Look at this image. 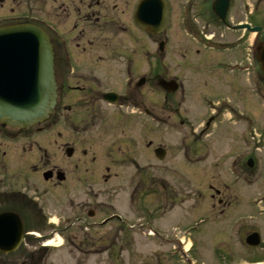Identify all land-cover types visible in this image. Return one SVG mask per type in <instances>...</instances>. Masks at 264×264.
<instances>
[{"label": "flooded vegetation", "instance_id": "flooded-vegetation-1", "mask_svg": "<svg viewBox=\"0 0 264 264\" xmlns=\"http://www.w3.org/2000/svg\"><path fill=\"white\" fill-rule=\"evenodd\" d=\"M154 6L168 16L158 34L139 26ZM26 25L40 29L51 44L57 104L49 130L44 124L30 128L35 132L0 124V216L15 214L24 229H37L49 211L44 201L49 196L57 203L63 193L77 225L92 221L88 234L89 229L116 221L115 234H130L133 251L135 239L143 234L150 245L173 246L170 260L158 253V263L128 264H234L244 254L241 248L246 255L264 253V212L249 214V202L236 182L216 181L210 186L213 209L210 216L203 215L201 225L214 226L215 238L207 250L201 245L206 237L198 238L190 230L200 217L187 219L180 213L171 225L159 223L185 200L179 186L153 176V123L158 119L154 85L164 94L163 112L169 116L172 97L183 90L178 76L186 68L200 75L196 96L214 111L207 118L203 114L199 138L223 123L235 99L243 105L249 102L251 73L257 90H264L257 60L264 45V0H0V28ZM175 35L178 46L172 51ZM170 54L176 55V64ZM175 70L178 76L171 79ZM173 80L179 84L177 91L160 88L161 82ZM175 111L179 113L178 108ZM63 126L65 133L59 131ZM229 152L221 161L232 159ZM250 158L243 156L230 166L248 165ZM219 166L220 162L213 165ZM119 171L146 176L132 185L129 213L137 216L134 223H127L126 216L114 218L113 204L100 200L117 193L104 187L120 176ZM253 234L261 239L257 248L247 246ZM202 252H211V260ZM0 264L42 263H8L0 258Z\"/></svg>", "mask_w": 264, "mask_h": 264}, {"label": "rangeland", "instance_id": "rangeland-1", "mask_svg": "<svg viewBox=\"0 0 264 264\" xmlns=\"http://www.w3.org/2000/svg\"><path fill=\"white\" fill-rule=\"evenodd\" d=\"M176 37L170 42L172 51H175L178 46V37ZM170 55L169 58H174L176 64V55ZM190 69L192 71L186 68L185 73L181 76H178L175 70V75L170 76L171 79H176L177 76L180 78L183 90L172 97L173 99L169 104L171 111L169 116L163 112L164 94L154 85L153 104L155 116L158 118L153 123L154 147L163 146L167 150V155L164 161H159L155 155L153 156V176L156 180H166L171 184V187L178 188L179 186L181 192L184 193L185 200L182 206L175 208L170 215L164 218V222H159L161 225L165 224V227L171 225V220H175L177 214L180 213L184 214L187 219L200 214L210 216L209 213L212 212L213 208L209 202L211 191H209L208 186L213 178L222 180L221 182L226 180L236 182V185L240 187V192L246 196V201L248 198L253 201L264 195V90L261 92L257 90L254 85L256 84L254 75L251 73L249 88L246 91V95L249 96L248 104L243 105L235 99L233 103L236 106L235 114H231L230 110L225 113L224 120L229 121L231 119L233 121L227 124L229 133L225 135L224 131H221L224 129L219 124L212 129V133L208 137L195 139L194 133L199 129V123L205 120L203 114L206 113L207 118L214 109L209 103L203 105L196 96L197 83L195 81L199 79L200 75L192 68ZM162 77L166 78L165 76ZM177 108L179 113L175 111ZM233 115L234 118L232 119ZM241 115L242 118L239 120ZM245 118L251 124L249 128L243 123L245 121L242 119ZM51 124L52 121H48L42 127L49 130ZM35 130L30 129L29 131L35 132ZM51 130L53 129L51 128ZM61 130L64 133L66 131L64 126L59 129V131ZM196 142L207 146V150H203L199 156H195L193 153ZM190 148L193 155H188ZM232 149V154H234L232 159L227 158L226 162L221 161L225 154ZM247 155L256 161L253 169H249L244 162L237 166H230V164L238 162ZM218 162H220V166L217 169H212L213 165ZM117 173L120 176L104 187V190L117 189V193L111 197L105 195V198L100 200L110 201L109 203L113 204L115 210H112L110 214L116 213L123 217L126 216L127 223H134L137 216L129 213L131 212L132 185L141 178L145 179V173H142L143 175L141 173L138 175L133 171H119ZM236 174L239 175V178ZM60 194L58 197H62L57 203H55L54 197L50 201L49 196L44 201L48 205L49 211L46 215L44 214L45 219L40 221V227L34 230V233L43 238L27 237L19 251L7 256L0 254L1 259L8 263H30L32 261V263L42 264L158 263L155 256L162 253L165 260H170L167 256L173 251V246L170 245L163 249L156 242L150 245V242L146 240V234L137 236L135 239L136 247L133 251L130 234L124 233L119 236L115 234V227L118 225L116 221L101 229H89L88 234L86 229L92 227V221L82 222L81 226L77 225L69 211L65 194ZM156 201L158 199L154 200L155 205L158 203ZM255 208L256 210L251 211L253 215L257 212H263L261 208H264V203H260ZM102 218L103 216L99 217L98 220L100 221ZM204 218L200 217L199 223L190 230H194L193 233L198 238L201 235L205 236L204 243L201 245H205V248L210 250V244L215 238V227L207 223L201 225ZM45 220L47 225H44ZM50 221L54 222V226L49 225ZM50 241L53 244L47 248L48 252L44 257L40 249L44 248V245ZM189 247L191 246L187 244L186 249ZM214 247L215 250L218 249V246L214 245ZM202 253L206 254L205 259L211 260V252ZM28 254H35V256L28 259ZM245 254L235 258L234 264L264 260V253L262 252L251 255ZM183 261L187 263L186 258Z\"/></svg>", "mask_w": 264, "mask_h": 264}, {"label": "water", "instance_id": "water-1", "mask_svg": "<svg viewBox=\"0 0 264 264\" xmlns=\"http://www.w3.org/2000/svg\"><path fill=\"white\" fill-rule=\"evenodd\" d=\"M165 14L162 15L160 8L154 6L147 18L140 19L142 22H139V26L158 34L168 24ZM258 61L264 75V45L259 50ZM160 86L167 92L178 89L175 82L164 81ZM56 100L53 53L45 34L33 26L1 29L0 124L14 129H27L43 123L53 113ZM156 153L159 158H164L162 150ZM249 165L252 167L253 161ZM23 238V227L17 218L13 215L0 216V252L14 253ZM249 242L251 245L258 244L257 241Z\"/></svg>", "mask_w": 264, "mask_h": 264}, {"label": "bare ground", "instance_id": "bare-ground-1", "mask_svg": "<svg viewBox=\"0 0 264 264\" xmlns=\"http://www.w3.org/2000/svg\"><path fill=\"white\" fill-rule=\"evenodd\" d=\"M61 239V238H60ZM53 243H52V241H50V243H49V245H52Z\"/></svg>", "mask_w": 264, "mask_h": 264}, {"label": "trees", "instance_id": "trees-1", "mask_svg": "<svg viewBox=\"0 0 264 264\" xmlns=\"http://www.w3.org/2000/svg\"><path fill=\"white\" fill-rule=\"evenodd\" d=\"M43 252H44V250H43ZM45 252H46V251H45ZM45 252H44V255H43L44 257L46 256V253H45Z\"/></svg>", "mask_w": 264, "mask_h": 264}]
</instances>
